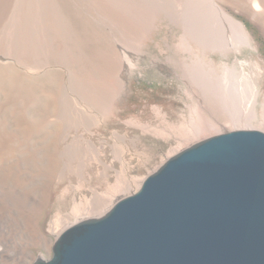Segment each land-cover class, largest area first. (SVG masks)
<instances>
[{
	"label": "rangeland",
	"instance_id": "1",
	"mask_svg": "<svg viewBox=\"0 0 264 264\" xmlns=\"http://www.w3.org/2000/svg\"><path fill=\"white\" fill-rule=\"evenodd\" d=\"M214 1L224 12L245 26L250 45L243 49L241 55L257 65L253 69L260 92L255 117L246 122L245 126L246 129L254 128L264 132V13L255 12L249 0ZM185 2L186 0H0V107H5L0 109V120L3 118V126L7 127V131L16 128L15 131L19 134L31 131L42 121L45 102L55 107H52L53 110L56 109L53 114L75 118L73 110L71 112V109L60 108L57 102L59 95L62 99L71 97V100L75 95L94 97L96 92L97 96L102 92L101 95H104L100 96L105 102L98 108L103 110L104 118L89 131L82 128L80 133L95 142L101 150L104 164L110 165L107 180L100 174L103 166L90 162L85 176L91 180V184L85 182L86 185L82 188L78 186L79 178L71 174L74 188L70 179L57 180L61 167L63 169L62 163L56 161L55 165L44 161L37 164L26 159V167L42 173L51 171L55 175L52 195L44 210L45 217L41 220V228L48 240L46 244L33 245L28 249L32 251V255L25 254L20 260L13 248L0 241V264H38L40 258H51L57 237L50 229L56 217L68 215L72 224L78 218L104 213L116 201L134 192L142 180L156 171L169 157L195 141L217 135L206 131L201 137L189 139L184 137L180 127L183 122L189 121L188 116L182 115L187 110V99L183 95L186 84L182 79L181 68L184 60L189 61L191 58L190 53L181 47L180 39L183 35L186 36L195 49L190 35L205 28L206 17L202 13L203 8L188 1L187 6ZM197 6L201 12L195 10L198 9ZM207 52L217 58L216 54L209 50ZM88 87L92 91L89 89L87 92ZM5 90L13 92L8 95ZM42 90L52 92L50 97H42ZM8 101H11V105ZM23 106L29 107L33 120L21 112L20 108ZM249 110L248 107L244 112L248 113ZM47 115L51 116L52 111ZM228 117L229 115L216 109L211 110L205 120L218 123L217 130L225 133V130L233 127ZM50 127L63 131V127ZM0 128L5 129L2 124ZM41 129L42 126L39 130ZM72 131L68 140L77 135L75 129ZM115 132L123 138L117 137V141ZM4 140L0 135V142ZM68 140L62 141L60 147L63 148ZM123 149L125 168L120 159ZM38 165L42 167L38 169ZM8 168L5 165V171L0 165V238H6L7 233L14 231L13 208L20 210L24 216L32 208L26 197L30 182L14 174L15 168L11 169V176L7 173ZM64 173L66 174V170ZM127 178L135 186L130 184V187L124 185L119 188V181ZM15 180L19 184L17 191ZM46 182L45 178L38 177L34 181L35 187L37 184L38 187H44ZM100 193H106L108 200L106 203L104 201L105 205L96 214L74 215L72 207L75 202L82 203L85 207L82 209L86 212L96 201L95 195ZM17 240L21 245L16 244V249L25 248L24 238Z\"/></svg>",
	"mask_w": 264,
	"mask_h": 264
},
{
	"label": "water",
	"instance_id": "2",
	"mask_svg": "<svg viewBox=\"0 0 264 264\" xmlns=\"http://www.w3.org/2000/svg\"><path fill=\"white\" fill-rule=\"evenodd\" d=\"M38 264H264V132L182 149Z\"/></svg>",
	"mask_w": 264,
	"mask_h": 264
},
{
	"label": "bare ground",
	"instance_id": "3",
	"mask_svg": "<svg viewBox=\"0 0 264 264\" xmlns=\"http://www.w3.org/2000/svg\"><path fill=\"white\" fill-rule=\"evenodd\" d=\"M187 1L190 3L192 2V5H198L199 7L203 8L202 13L205 14L204 16L206 17H205V25L203 24L205 28H203V30L198 29V32L190 35L191 40L194 42L196 48L198 49L196 48L194 49L191 46V43L186 36L183 35L181 39V43H182L184 51L189 52L191 55V58L189 59V61H185L186 72L184 74L185 79H183L184 82H187V81L190 82V85L188 86V90L187 91L185 90V93L183 94L185 96L184 99L185 100L187 99L185 101V107L187 110L185 113L183 112L184 114H182L183 116L184 115L188 116L189 121L183 122V124L180 126L182 134L184 135V137H187L189 139H195V138L201 137L203 134H206L207 132H210V133L214 132L216 134L221 133L222 130H217L219 129L218 123L216 124L214 121L205 120V116L209 115L211 110H216V109H219L222 111V113L229 115L228 118L229 120H231V123H232L231 126L233 127L225 131L229 132L233 130L246 129V126H245L246 122H249L251 119L255 117V107L258 103L260 92H259V85H258L257 78L254 76L255 69H253V67L254 66L257 67V65L252 63V61L246 58H243L241 55L243 49L250 45V41H249V38L246 32L245 26L241 21L237 20L233 16L224 12L214 0H186L185 5L188 6L189 4L187 3ZM249 2H251L252 8L255 12L264 13V1L249 0ZM195 10H199V8ZM207 50H209L211 53L216 54L217 58L210 56L211 54L209 55ZM1 66L2 65L0 64V68ZM42 69H41V72H42ZM44 70H46V68ZM120 81L121 80L119 79L118 81L119 84H120ZM118 86H121V85H118ZM89 89H90L89 87L88 89H86L88 90L87 92H89ZM5 91L8 92V95L12 94L13 92L12 91L10 93V91L8 90H5ZM90 91L92 90L90 89ZM51 93H49L47 90H42L41 96L44 98H47L48 96L50 97ZM15 94H16V91H15ZM31 94L33 95V93ZM98 94H100V92ZM100 95L97 96V92L94 97H92L91 95H89V97L88 95L87 97L75 95V96H72L71 100H69L71 97H69V99L66 97L62 99L60 98V95L58 98L56 97L60 108L62 109L68 108V109H71V112L72 110L75 112L73 113L75 118H71V119L67 118L64 115L53 114V111L55 112L56 109L53 110L52 109L53 106L51 107L50 105H48L47 102L44 101L46 105L43 107V110H42L43 113H42L41 123L36 124V127H34L33 129L31 128L32 129L31 131L25 130L26 131L25 134H19L17 131H15L16 128L15 129L11 128V131H7L6 129L7 127L5 128V126H3L4 123L1 122L3 118L0 120V126L2 124L3 129L5 128L4 130L0 128L1 138L3 137L5 138V140L2 143L0 142V165H2L4 169H5V165L9 167L8 168L9 172L7 170V173H10V175L12 173L10 172L12 171L11 169L15 168L14 174H17L18 177H21L22 179L30 182V188H28L30 190H28V192L26 193V197L28 199L27 202L29 201V203L32 205L31 210L29 212L27 211L28 212L27 215L25 214L26 216H24L20 212V210H16L17 208H13L12 214L14 215L13 216L14 217L13 219L14 220V231H12V233L10 232V234L7 233L6 238L5 237L3 238L2 236L1 237L3 239L0 238L1 242L6 243L9 247L15 250L18 260H20V257L24 256L25 254L32 255V251L28 249L31 248L33 245L46 244V241L48 240V238H46L41 228V220H43V218L45 217L44 210L49 204V201L52 195L51 192H52L53 184L56 181L55 179H53L55 175L51 171L42 173L40 171L36 172V170H33L31 167H26L25 164L27 165L28 163V162H25L26 159H28V161L33 160V162L37 164H42V162L44 161H46L47 163L48 162L55 163V165L57 163H62L63 169L61 167L62 170L60 169L57 180L62 181L65 179H70L72 186L74 188H75V184L72 181L71 174L79 178V185H78L79 188H82L83 186H85L86 185L85 182H87V184H91L90 182L91 180H89V178H86L85 176V171L87 170L90 162H92L93 164H101L103 166V170L100 172V174L102 178L108 180V176H109L108 169L110 168V165L104 164L101 158V150L97 147L95 142L90 138H85L84 133H80V130L82 128L89 131L92 127L96 126L99 122H101L102 118H104L105 115H102L103 110L102 109L100 110L98 108V106H100L103 102V99L101 96H103L104 94L101 96ZM13 96L15 95L13 94ZM99 96L101 98H99ZM8 97L9 96H7V98ZM67 97H68V94H67ZM103 98H107V97H103ZM111 98L113 99V97ZM72 100L73 102H70ZM24 101H26V99ZM10 102L11 101H8V103ZM26 106L25 107L23 106V108H20V110L21 112L24 113V116H27V118L28 117L31 118L32 113L29 107H26ZM248 107L250 108V110L248 111V113H245L244 111ZM0 109H5V107L3 108L2 106L0 107ZM13 110H15V108ZM51 111H52V115L51 116L47 115ZM61 112L64 113L63 111ZM31 119L33 120V118ZM26 120L30 121V119H26ZM17 124H19V121ZM5 125H7V123ZM37 125L39 127H37ZM50 125H55L60 128L63 127V131L60 132L59 128H51ZM41 126H42V129L45 131H42V129L41 131L39 130ZM73 129H75V131L77 132V135H74L73 139L68 140L69 136L73 132L72 131ZM250 129H254V128H250ZM153 133H155L154 129H153ZM118 135L117 136L114 135V136L116 138L119 137L121 139L122 136H118ZM210 136H213V135H210ZM119 138H117L116 140L118 141ZM204 139L205 138L195 141L188 146H191ZM64 140H68V141L66 142L64 147L61 148L60 144ZM113 140L115 141V139ZM114 147L112 148L113 150H114ZM125 150L123 149L122 150L123 153L120 155V159H121V162L123 163L124 168L126 165L125 158L123 156ZM119 153H120V150H119ZM33 162L31 161V163ZM39 167H42V166L38 165V169ZM64 170H66V174L64 173ZM120 172H122V170ZM88 174L91 175L89 172ZM38 177L40 178L43 177L45 178V181H47L44 184L45 185L44 187H38L39 186L38 184L35 187L36 183H34V181H36V178ZM128 180H129L128 178L125 179V181L124 180L119 181L118 179L119 181L118 187L121 188L124 185L125 186L128 185L127 187H130L129 186L130 184L133 185L134 187L135 183L130 182V180L129 181ZM38 181L40 180L38 179ZM17 182L15 184V191L19 189V186H18L19 184H17ZM140 185L138 186V188L140 187ZM26 186L29 187L28 185ZM137 189L135 191H137ZM95 196H97L95 199L96 201L87 208L88 210L86 212H84L82 209V208H85L83 207L82 203L75 202L72 207V211L74 215L86 216L89 214H96V212L99 211L103 207V205H105L106 200H108V198H107L106 193L105 194L100 193ZM9 203L13 205L11 201H9ZM110 208L111 206L105 212H107ZM104 213L97 215V216L84 217L82 219L78 218L72 224L70 223V218L68 215H62V216L58 215L59 217H56L53 220L50 231L58 238L65 230H67L71 226L81 221L101 217ZM69 224L71 225L68 226ZM20 238H24L23 242H24L25 248H22L21 250H17L16 244H18V246L21 245L20 242L17 240ZM46 249H47V252L49 253V246H47ZM39 260L42 261V260H47V259L43 257V258H40Z\"/></svg>",
	"mask_w": 264,
	"mask_h": 264
},
{
	"label": "flooded vegetation",
	"instance_id": "4",
	"mask_svg": "<svg viewBox=\"0 0 264 264\" xmlns=\"http://www.w3.org/2000/svg\"><path fill=\"white\" fill-rule=\"evenodd\" d=\"M182 39V38H181ZM181 39H180V44H181V47L183 48V46H182V43H181ZM183 66H182V70H181V75H182V79H184L183 77H184V74H185V72H186V67H185V60H184V62H183V64H182ZM185 84H186V91L188 90V86L190 85V82L189 81H187V82H185Z\"/></svg>",
	"mask_w": 264,
	"mask_h": 264
}]
</instances>
